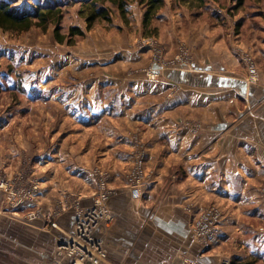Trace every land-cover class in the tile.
<instances>
[{"label":"crops","instance_id":"obj_1","mask_svg":"<svg viewBox=\"0 0 264 264\" xmlns=\"http://www.w3.org/2000/svg\"><path fill=\"white\" fill-rule=\"evenodd\" d=\"M259 38L255 56L262 77L260 84H249L245 70L242 72L241 67L230 63L226 53L216 50L222 54H218L221 60L207 51L208 58L202 56L188 67L165 72L157 69L163 79L151 81L143 72L134 74L144 65L138 63L140 53L132 50L131 54L125 53L132 57L129 63L86 64L85 72L91 73L74 85L76 94L83 95L73 98L64 91L57 100L68 115L79 120L80 112H86V119L109 115L119 120L127 108L128 119L147 127L143 134L148 146V169L153 175L141 188L127 182L133 154L128 145L123 148L115 143L122 134L118 136L115 128L108 134L113 142H107V147L114 145L107 152V160L114 158V163L108 165L109 186L114 191L108 206L114 221L98 231L109 251L105 264H184L185 258L203 264H225L243 257L258 260L256 254H263L247 228L238 249L232 245L235 227L229 219L264 220V36ZM92 74L95 75L90 77ZM178 85L183 89L168 98L167 93ZM107 89L112 90V97L120 96V107H115V98L108 101ZM139 105L142 109L137 113ZM56 110L47 113L54 115ZM136 113L142 116L135 119ZM199 120L204 129L195 131L189 123ZM83 124L78 123L81 127ZM20 153L16 148H0V173L19 172ZM82 159L78 166L63 163L64 173L59 176L58 167L62 166L56 161H48L44 167L37 163L46 167L44 170L52 169L43 172L38 200L47 219L27 222L23 211L13 212L4 207V195L0 192V264L54 263L60 239L75 232L74 208L69 206L56 214L62 206L61 199L67 194L76 195L87 208L92 206L97 190L96 178L90 172L94 166H88L85 157ZM64 160L68 161V157ZM36 168L33 166L32 173H36ZM212 203L224 207L226 218L219 240L206 252L193 231L191 208L196 206V213ZM50 216L58 228L47 224Z\"/></svg>","mask_w":264,"mask_h":264},{"label":"rangeland","instance_id":"obj_2","mask_svg":"<svg viewBox=\"0 0 264 264\" xmlns=\"http://www.w3.org/2000/svg\"><path fill=\"white\" fill-rule=\"evenodd\" d=\"M10 1L16 8L27 10L38 4L60 3L63 5L61 34L67 36L69 29L76 26L86 31V35L74 38L75 45H69L55 41L53 26L47 30L35 26L23 33L5 32L0 29V47L5 56L0 59V65L1 70L6 74V81L4 78L0 82L5 83L7 87L6 91L0 94V148L20 150L19 157L22 162L21 169L15 175L7 173L8 181L18 178V175L23 173L26 178L31 177L40 183L42 188V176L45 175L43 172L52 171V169L44 170L46 167L42 168L37 163H41L44 167L48 161H56L55 163L62 166V170L58 167L60 170L57 176H59L64 173L63 163L78 166L83 157L86 158L88 166H94L90 171L93 179H95L96 169L110 177L111 171L108 165L114 163V158L107 160L109 156L107 152L114 145L108 148L107 142H113V139L108 138V134L114 128L118 136L122 134V137H118L115 143H119L117 145L123 148L128 145L133 154V163L127 174L135 168V157L140 150H143L147 156L145 162L147 179L149 180L153 175L151 169H148V146L143 134L147 127L141 122L138 123V120L128 119L125 116L128 113L127 108L120 115L119 120L109 115L86 119L84 111V113L80 112L81 119L79 120L71 114L68 115L62 105L57 103L64 91L66 95L73 98L83 95V93L76 94L78 91L74 89V85L82 79L85 80L84 77H88L91 73L90 71L85 72L86 64L122 65L131 61L130 51L135 50L140 53L138 59L141 61L138 63L144 66L138 68L134 74L143 72L149 80L156 81L163 79V74L160 75L158 72L155 78L151 77L156 63L160 66L159 71L162 70V72L175 68L181 69L190 66L202 56L208 58L207 51H212V55L220 58L216 50L223 54L226 53L230 63L236 65L235 67H241L242 72L245 70L247 77L250 72L246 57L253 58L259 68L255 56V45L261 39L259 37L264 36V25H262L264 24V0H165L164 7L148 26L144 23L147 8L139 0L129 1L126 18L112 2L107 1L104 4L99 3L97 10L107 8L111 14V22L99 18L91 31H87V16L91 13V5L85 0ZM126 52L130 54L127 55ZM130 70L134 72L135 69L131 67ZM261 80L260 72V80L257 84H260ZM182 89L179 85L172 88L167 93V97H174ZM111 91L107 89L106 92L107 97L109 96L108 101L115 98V107H120L122 103L120 96L112 97ZM124 96L122 98L125 99L126 96ZM53 97L56 100L49 101ZM32 100L39 101L32 103ZM46 102L51 104H46ZM31 103L32 106H30ZM125 103L126 100H124ZM80 107L77 109L79 110ZM51 109H57L54 115L48 114ZM141 109L142 106L139 105L136 108L137 113ZM114 111L116 112L117 108ZM130 112L132 110H129ZM137 113L135 119L142 116ZM96 120L100 122H93ZM79 121L84 123V127L78 125ZM189 124L195 131L204 129L200 120ZM184 125L187 127V124ZM90 146L91 148H88ZM66 157L68 161L64 160ZM54 158L57 159L54 160ZM33 166H37L35 174L32 173ZM148 180L144 185L148 183ZM97 188L96 183L95 189ZM0 192L2 193L1 190ZM6 195L2 198L4 207L8 205L5 203ZM66 197L64 196L61 200L64 202ZM39 206L45 212V208L40 204ZM211 206L220 209L223 222L226 213L221 204H209L196 213ZM34 207L27 204L26 207L18 210L23 211L22 216L25 219L24 216L32 212ZM195 209L196 206L191 208L192 213ZM61 211L62 207H59L56 214ZM229 219L231 222L233 220L235 227L232 229V235H234L231 238L232 245L238 249L240 237L245 234L244 228L250 229L251 235L261 246L263 252V254H256L258 257L256 264H264V241L259 236L260 228L264 227V220L254 217ZM25 220L28 222L27 219ZM52 222L54 218L50 220L49 225ZM215 245L205 251L212 250ZM240 259L254 260L249 257ZM235 261H225V264H233Z\"/></svg>","mask_w":264,"mask_h":264},{"label":"built area","instance_id":"obj_3","mask_svg":"<svg viewBox=\"0 0 264 264\" xmlns=\"http://www.w3.org/2000/svg\"><path fill=\"white\" fill-rule=\"evenodd\" d=\"M245 60L250 72L247 82L249 84H257L260 80L259 68L253 58L246 57ZM154 66L155 71L151 73L152 78L156 77L157 69H160L157 63ZM146 159V153L140 150L135 157V168L127 174L129 185L140 188L147 182ZM25 176V174L20 173L18 178L8 181L6 175L4 176L0 173V190L4 195L7 194L5 199L7 202L5 201V203L8 205L5 208L9 211L18 212V209L26 207L27 204H35L33 211L24 216L25 219L28 222L37 221L41 218L45 219L47 214L38 204L42 192L40 183L31 177L26 178ZM94 176L98 188L93 195L92 206L83 207L80 198L73 194H67L64 202L62 201V211L69 206L75 209V232L67 239H60L53 264H105L108 259L109 251L106 241L98 235V231L102 226H109L114 221V216L108 206L114 191L109 186L110 177L108 174L96 169ZM193 214L195 217L193 218L192 227L196 239L207 250L216 244L221 236V211L219 208L211 206L202 212H193ZM50 218L52 219L53 217L50 216ZM49 223L50 220L48 219L47 224ZM50 226L58 228V223L54 220ZM259 236L264 241V227L260 228ZM184 264L203 263L199 260L185 258Z\"/></svg>","mask_w":264,"mask_h":264},{"label":"trees","instance_id":"obj_4","mask_svg":"<svg viewBox=\"0 0 264 264\" xmlns=\"http://www.w3.org/2000/svg\"><path fill=\"white\" fill-rule=\"evenodd\" d=\"M112 2L116 6L121 15L126 18V9L129 1L132 0H85L91 6V13L87 16V31H91L96 20L101 18L111 22L110 11L103 7L97 10L99 3ZM141 4L146 6L144 23L148 26L156 17L157 13L164 7L165 0H139ZM60 3H47L36 5L32 9L16 8L10 0H0V29L5 32L23 33L29 31L32 27H39L47 30L50 26L54 27L55 41L60 44H74V38L84 37L86 31L80 27L73 26L69 29L67 36L61 34V21L63 19V10ZM4 52L0 47V59L4 58ZM5 72L1 70L0 65V80L5 78ZM6 81V78L4 79ZM4 81V82H5ZM7 87L5 83L0 82V94L5 92ZM258 260H241L238 258L233 264H256ZM237 262V263H236Z\"/></svg>","mask_w":264,"mask_h":264}]
</instances>
